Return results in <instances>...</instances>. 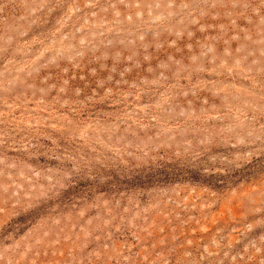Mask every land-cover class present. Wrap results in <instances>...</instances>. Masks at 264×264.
<instances>
[{"label":"rangeland","instance_id":"374dc122","mask_svg":"<svg viewBox=\"0 0 264 264\" xmlns=\"http://www.w3.org/2000/svg\"><path fill=\"white\" fill-rule=\"evenodd\" d=\"M0 264H264V0H0Z\"/></svg>","mask_w":264,"mask_h":264}]
</instances>
